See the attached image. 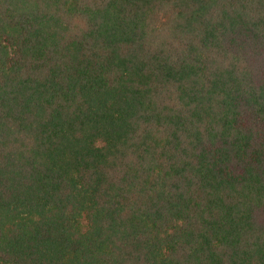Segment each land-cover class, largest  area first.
<instances>
[{
    "label": "trees",
    "instance_id": "16d2710c",
    "mask_svg": "<svg viewBox=\"0 0 264 264\" xmlns=\"http://www.w3.org/2000/svg\"><path fill=\"white\" fill-rule=\"evenodd\" d=\"M0 264H264V0H0Z\"/></svg>",
    "mask_w": 264,
    "mask_h": 264
}]
</instances>
